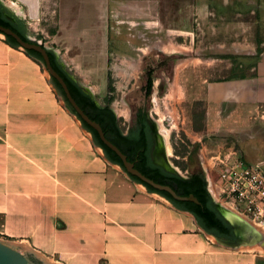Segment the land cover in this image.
Instances as JSON below:
<instances>
[{
	"label": "crops",
	"instance_id": "0c3cea01",
	"mask_svg": "<svg viewBox=\"0 0 264 264\" xmlns=\"http://www.w3.org/2000/svg\"><path fill=\"white\" fill-rule=\"evenodd\" d=\"M55 3L61 37L57 41L74 44L72 51L79 49L82 58L91 60L106 59L115 52L106 31L110 21L114 28H138L140 36L145 26L152 25L180 30L192 38L196 27L206 35L210 31L216 43L227 46L221 57L229 62L224 74L204 85L206 130L212 128L211 115L215 113L222 114L224 126L227 116L236 127H243L245 117L247 121H264V0ZM259 46L262 51L257 55ZM227 54L241 56L242 63L234 73V63ZM15 134L6 135V144L0 142V211L6 212L3 232L36 261L264 264L261 254L241 250L245 243L226 244L214 233L215 241L193 212L166 196L155 198L154 192H145L142 183L129 181L124 172L118 178L110 166L114 163L108 158L97 160L92 149L95 140L93 145L89 141L85 144L73 136L63 146V137L56 136L54 142L34 141L30 146L19 142L21 147L16 148L14 140L20 137ZM13 149L18 150L12 153ZM242 217L254 226L248 217Z\"/></svg>",
	"mask_w": 264,
	"mask_h": 264
},
{
	"label": "rangeland",
	"instance_id": "374dc122",
	"mask_svg": "<svg viewBox=\"0 0 264 264\" xmlns=\"http://www.w3.org/2000/svg\"><path fill=\"white\" fill-rule=\"evenodd\" d=\"M2 2L7 16L24 20L25 23L21 24L26 35L53 49L63 66L90 88L100 106L110 105L124 130L132 113L138 107L145 106L158 122V132L164 140L167 135L171 145V153L167 157L180 174L187 176L190 173L188 154L197 140L201 141L200 159L209 178L207 157L219 152L239 156L245 162L264 164L263 120L247 121L244 116L246 123L243 127H236L237 123L227 116L224 126L220 120L222 114L215 113L211 115L214 123L212 128L206 130L204 85L208 79L224 74L229 62L221 57L227 46L216 43L215 35H211L210 31L206 35L202 28L196 27L192 38L180 30L172 31L152 25L145 26L140 36L136 32L138 28H114L113 21H110L106 31L115 52L106 59L91 60L82 58L78 48L77 52L72 51L74 44L57 41L61 37L57 31L59 25L55 0H41L39 16L35 18L30 17L29 4L24 1ZM148 66L154 68V84L151 95L145 97L142 86ZM261 114L264 116L263 112ZM251 115L258 116L256 113ZM14 131L20 137L14 140L17 142L16 148L21 147L19 142L24 145L26 142L29 146L34 141L54 142L56 136L63 137V146L73 136L85 144L88 141L94 144L92 134L54 86L45 63L27 54L24 47L9 44L6 34L0 32L1 145L6 144V135ZM39 134L46 136L45 139L40 138ZM92 149L97 160H100L99 157L108 158L115 164L110 166L114 172H118V178L123 177L124 172L129 181L135 180L112 161L97 143ZM17 150L13 149L12 153ZM137 182L143 184L145 192H154L155 198L164 196L149 190L143 182ZM4 215L6 212L0 211V240L15 245L3 232ZM261 232L264 236V231ZM208 233L217 240L214 233ZM15 246L33 257L23 246ZM241 248L264 257V239L245 243ZM33 261L35 264H46Z\"/></svg>",
	"mask_w": 264,
	"mask_h": 264
},
{
	"label": "trees",
	"instance_id": "16d2710c",
	"mask_svg": "<svg viewBox=\"0 0 264 264\" xmlns=\"http://www.w3.org/2000/svg\"><path fill=\"white\" fill-rule=\"evenodd\" d=\"M0 23L6 26L12 27L15 31H17L24 39L31 40L30 37L26 35L22 28V22H14L12 21L6 14L5 6L0 0ZM6 41L12 46L18 47L19 43L16 41L14 37L6 34ZM27 54L34 57L35 59L43 61V56L40 52L35 49H25ZM48 54L51 59V63L53 67L64 77L65 81L68 84V87L79 103V105L95 120L101 123L106 136L111 139L115 144H117L122 150L124 141H133V137H131V133H125V130L119 123L118 117L115 111L110 107V105L100 106L93 94L87 92L83 89L81 84L77 81V79L70 74L67 69L63 66V64L58 60L56 53L53 49H47ZM262 51V47L259 46L258 54ZM227 57H230L234 63V70L238 67L241 62V56L235 54H227ZM53 81L55 85L62 91L65 95L61 84L53 77ZM154 84V68L152 66H148L145 72V82L143 84V90L145 97H149L153 91ZM67 99V98H66ZM140 108V114L143 115L142 106ZM74 112L81 118V116L74 110ZM84 126L89 129L95 136L96 142L101 145L107 156L114 162H117L123 166V162L119 155L111 149L107 144H105L100 136L98 131L93 128L90 124H88L85 120H83ZM147 121L143 119L137 124V136L139 137L138 144L142 145V142H145L144 139L146 137L147 132ZM195 148L189 153L188 159V167L190 169V173L185 176L180 174L178 171L167 170L164 167H161L155 164V177L154 180L170 184L178 193L182 195L194 194L199 202L187 200L181 201L175 199L169 192L158 190L154 188L152 185L143 182L139 177L135 175H131L135 180L143 182L148 188L152 191H157L167 198H169L175 205L181 208H185L191 212H193L198 218L199 222L208 230L213 233H216L219 236H234V232L231 226V223L226 220V218L222 215L219 208L216 206L214 202V197L209 189V181L207 178L206 171L203 169L201 164L196 165L197 161V152L199 149V143L195 144ZM131 148V146H130ZM129 148V149H130ZM124 167V166H123Z\"/></svg>",
	"mask_w": 264,
	"mask_h": 264
},
{
	"label": "water",
	"instance_id": "95a60500",
	"mask_svg": "<svg viewBox=\"0 0 264 264\" xmlns=\"http://www.w3.org/2000/svg\"><path fill=\"white\" fill-rule=\"evenodd\" d=\"M21 1H24V0H21ZM27 3L29 4V7H30V12H29L30 17L35 18V17L39 16L40 0H31L30 3L29 2H27ZM0 32H3L4 34H8V35H11L12 37H14L16 39V41L19 43V45L24 47L25 49H35L42 54L43 62L45 63V65L47 66V68L50 72L51 80H52L54 86L57 88V90L60 92V94L64 98V100L67 102V104L71 107V109L73 111L75 110L81 116V118L83 120H85L88 124H90L93 128H95L98 131L101 140L119 155V157L121 158V160L123 162L124 167L121 164H119L117 162L116 163L119 164L130 176L135 175V176L139 177L143 182H146V183L152 185L154 188H156L158 190H163V191L169 192L177 200H181V201L191 200V201L199 202L198 198L194 194L182 195V194L178 193L170 184L158 182V181L154 180L153 178L144 174L137 167H135L134 162H132L128 159L127 154L117 144H115L111 139H109L106 136L105 131H104L101 123L98 122L97 120L93 119L79 105V103L73 97L64 77L53 67V65L51 63L50 56H49L48 51H47V49H48L47 46L43 45L39 41L32 39V38H30V39H32V41L26 40L17 31H15L12 27L6 26V25L1 24V23H0ZM53 77L61 84L65 95L55 85V83L53 81ZM142 107L146 108L145 106H142ZM81 118H80V120H81ZM82 123H83V121H82ZM156 123H157V130H158L159 124L157 121H156ZM87 130L92 134V136L96 142L94 134L89 129H87ZM157 137H158L160 151L165 152V159L163 160V158L158 157V160L161 162L165 161L167 163L168 167L174 168L171 165V163L169 162L168 157L166 155L163 135L158 133ZM197 143H199V149L197 152V158H196L197 163H196V165L201 164V166L204 169V166H203L202 161L200 159V150L202 147L200 140H197L194 143L192 150L195 148L194 146ZM99 146H101V145H99ZM101 148L103 149L104 153L106 154L104 148L102 146H101ZM188 156H189V154H188ZM188 159H189V157H188ZM207 178H208V176H207ZM136 181H138V180H136ZM147 188H148V186H147ZM209 189H210V186H209ZM212 195H213V193H212ZM213 197H214V202H215L216 206L219 208L220 212L226 218V220L231 223V226H232V229L234 232V236H230V237L219 236L215 233L218 236V240H220L221 242L226 243V244L236 245V244H240V243H255L257 240H259L263 237V233L258 228L253 226L251 223L246 221L244 218H242L236 212H234L229 207L224 205L214 195H213ZM197 220H198V218H197ZM198 222H199V220H198ZM33 260H35L33 257H30L27 254L23 253L15 245L11 244L8 241L0 240V264H35V262Z\"/></svg>",
	"mask_w": 264,
	"mask_h": 264
},
{
	"label": "built area",
	"instance_id": "2783aa9c",
	"mask_svg": "<svg viewBox=\"0 0 264 264\" xmlns=\"http://www.w3.org/2000/svg\"><path fill=\"white\" fill-rule=\"evenodd\" d=\"M210 190L237 214L264 229V164L216 153L207 157ZM212 186V188H211Z\"/></svg>",
	"mask_w": 264,
	"mask_h": 264
},
{
	"label": "flooded vegetation",
	"instance_id": "af4514ba",
	"mask_svg": "<svg viewBox=\"0 0 264 264\" xmlns=\"http://www.w3.org/2000/svg\"><path fill=\"white\" fill-rule=\"evenodd\" d=\"M2 1V0H1ZM3 3V2H2ZM4 5V4H3ZM5 6V5H4ZM9 17V16H8ZM12 21H22L24 20L19 18H15L13 16L9 17ZM67 71L72 74L77 81L81 84L83 89L91 94H94L87 85H84L70 69L66 68ZM94 96V95H93ZM143 115L140 114V108L138 107L133 113L130 122L128 123L127 129L125 133H131V137H133V141H124L123 142V151L127 154V157L130 161L134 162L135 167L141 170L147 176L153 178L155 177V164L164 167L167 170L173 171L174 168L168 167L165 161L161 162L158 160L159 158L165 159V152L160 151L159 142H158V130L157 123L153 116L150 114L149 110L146 108H142L141 110ZM147 121V132L146 137L144 139L145 142L143 144H138L139 137L137 136V124L140 121ZM131 146V148H130ZM130 148V149H129Z\"/></svg>",
	"mask_w": 264,
	"mask_h": 264
},
{
	"label": "bare ground",
	"instance_id": "6f19581e",
	"mask_svg": "<svg viewBox=\"0 0 264 264\" xmlns=\"http://www.w3.org/2000/svg\"><path fill=\"white\" fill-rule=\"evenodd\" d=\"M25 1V3H27V2H31V0H24ZM28 4V3H27ZM159 134H160V132H158ZM166 141V142H165ZM7 142V141H6ZM164 143H165V150H166V155L168 154V153H171V145H170V143H169V139H168V137H167V135H166V139L164 140ZM9 144V143H8ZM35 175V174H34ZM33 176V175H32ZM32 179V178H31ZM57 180V179H56ZM11 182V181H10ZM9 185V184H8ZM73 210V209H72ZM71 210V211H72ZM95 214V213H94ZM242 217V216H241ZM243 218V217H242ZM245 219V218H244ZM246 220V219H245ZM247 221V220H246Z\"/></svg>",
	"mask_w": 264,
	"mask_h": 264
}]
</instances>
